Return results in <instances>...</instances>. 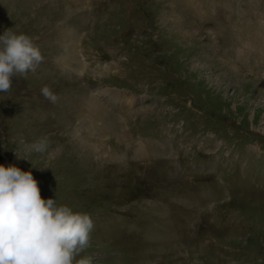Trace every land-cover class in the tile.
<instances>
[{"label":"rangeland","instance_id":"obj_1","mask_svg":"<svg viewBox=\"0 0 264 264\" xmlns=\"http://www.w3.org/2000/svg\"><path fill=\"white\" fill-rule=\"evenodd\" d=\"M194 3L0 0L44 56L0 92V163L91 214L78 264H264V0Z\"/></svg>","mask_w":264,"mask_h":264},{"label":"clouds","instance_id":"obj_2","mask_svg":"<svg viewBox=\"0 0 264 264\" xmlns=\"http://www.w3.org/2000/svg\"><path fill=\"white\" fill-rule=\"evenodd\" d=\"M44 60L40 47L23 32L0 33V92L8 91L13 76L35 72ZM43 97H59L48 86ZM46 136L32 141L29 149L44 153ZM94 227L91 214L44 198L31 169L0 163V264H78L74 259L89 243Z\"/></svg>","mask_w":264,"mask_h":264},{"label":"bare ground","instance_id":"obj_3","mask_svg":"<svg viewBox=\"0 0 264 264\" xmlns=\"http://www.w3.org/2000/svg\"><path fill=\"white\" fill-rule=\"evenodd\" d=\"M194 1H195V0H190V4H192V5H191V8H192L193 5H195ZM193 8H195V7H193ZM181 23H183V22L181 21ZM182 25H183V24H182ZM76 60H77V59H76ZM77 75H78V74H77ZM74 84H75V83H74ZM97 93H98V92H97ZM144 147H145V146H144ZM150 150H151V149H150ZM147 152H148V151H147ZM141 154H142V153H141ZM154 158H155V157H154Z\"/></svg>","mask_w":264,"mask_h":264}]
</instances>
